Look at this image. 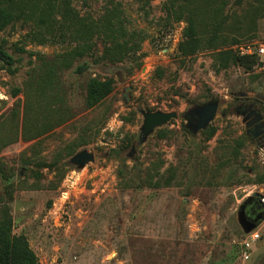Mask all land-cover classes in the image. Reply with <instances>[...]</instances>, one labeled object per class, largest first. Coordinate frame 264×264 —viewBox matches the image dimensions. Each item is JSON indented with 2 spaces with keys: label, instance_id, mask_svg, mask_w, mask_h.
I'll return each instance as SVG.
<instances>
[{
  "label": "rangeland",
  "instance_id": "obj_1",
  "mask_svg": "<svg viewBox=\"0 0 264 264\" xmlns=\"http://www.w3.org/2000/svg\"><path fill=\"white\" fill-rule=\"evenodd\" d=\"M107 1L72 0V5L81 15L98 17ZM114 1L123 8L127 27L144 31L147 38L135 56L119 62L100 58L102 44L97 42L92 55L60 72L69 119L38 138L18 139L0 148V168L11 169L14 182L9 203L12 232L26 236L38 264H264V218L254 229L260 237L248 259L241 254L236 220L246 198L264 193V182H256L264 177V135L259 142L250 139L235 111L239 101L253 102L264 118V58L251 73L236 66L217 72L210 51L179 56L184 23H174L169 31L162 28V0L151 1L147 17L133 0ZM28 29L17 23L0 31L17 61L15 73L0 68V117L17 109L20 126L29 73L38 70L40 57H54L68 47L31 43L24 37ZM258 30V37L241 45L264 43V19ZM91 78L110 79L112 90L87 107L86 84ZM211 100L218 101L209 124L216 131L205 139L201 130L192 133L187 128L186 116ZM156 110L178 115L140 142L141 112ZM161 128L170 131L169 136L159 138ZM126 137L132 140L124 153L126 178L134 167L146 171L158 160L163 161L160 173L169 167L175 170L170 186H123L118 177L121 162L110 151ZM238 138L244 141L240 155L218 177L227 181L223 176L233 170L234 178L224 184L207 183L221 145ZM79 142L85 144L67 155L66 146ZM83 149L94 158L80 168L70 159ZM55 159L58 170L38 165ZM196 165L206 168L193 177ZM37 171L39 181L34 177Z\"/></svg>",
  "mask_w": 264,
  "mask_h": 264
},
{
  "label": "trees",
  "instance_id": "obj_2",
  "mask_svg": "<svg viewBox=\"0 0 264 264\" xmlns=\"http://www.w3.org/2000/svg\"><path fill=\"white\" fill-rule=\"evenodd\" d=\"M133 1L147 17L151 11L152 0ZM160 9L162 14L158 22L165 31H169L174 23H184L177 44L179 56L186 58L202 51H210L212 66L217 72L236 66L246 73H251L263 62L256 54L238 53L235 47L258 37L259 24L264 19V0H162ZM17 23L29 28L24 37L31 43H61L67 44L68 47L54 57H40L38 70L29 73L21 126L17 109L0 117V148L18 139L28 141L38 138L69 119V108L64 101L60 72L70 69L76 59L92 55L97 42L102 44L100 58L119 62L126 57L135 56L141 50V43L147 38L144 31L127 27L128 19L124 10L120 3L114 0L107 1L103 13L98 17L81 15L72 5V0H0V31ZM23 49L19 47V51ZM33 54L35 53H31ZM0 62V68L9 73L17 71V61L12 53L8 52L6 40L3 38L0 39ZM77 68L78 71L81 70L80 66ZM155 73H158V70ZM111 90L110 79H89L86 84L85 105H97ZM11 94L17 96L18 90L14 89ZM215 131V126L208 125L201 133L205 139H209ZM169 132L161 128L157 136L164 138L169 136ZM131 143L132 140L126 137L123 144L110 151L112 156L121 162L118 177L123 180V186H170L175 178V170L169 167L165 170L167 175L160 173L159 168L163 161L158 160L146 171L134 167L132 175L126 178L129 173L126 165L128 157H125L124 153ZM83 144L85 142L67 145L66 154L70 155L77 146ZM221 146L220 158L212 167L211 180L207 181L209 184H224L234 178L233 170H230L223 176L227 181L218 179L222 171L232 164L231 160L240 155L244 141L238 138ZM38 165L52 170L59 169L57 159L50 163L41 161ZM203 168H206L205 165H196L193 177ZM8 171L11 169L6 165L0 168V264H38L37 255L26 236L12 232L9 203L13 200L14 182L12 174ZM34 174L35 179L39 181L40 173L37 171ZM62 175L60 174L61 177ZM256 182H264V177H259ZM238 232L242 238L243 232Z\"/></svg>",
  "mask_w": 264,
  "mask_h": 264
},
{
  "label": "water",
  "instance_id": "obj_3",
  "mask_svg": "<svg viewBox=\"0 0 264 264\" xmlns=\"http://www.w3.org/2000/svg\"><path fill=\"white\" fill-rule=\"evenodd\" d=\"M217 109H218L217 100H211L206 103L196 105L193 109L187 112V116H186L187 128L192 133H196L199 130L205 129L216 116ZM223 110L225 111V109ZM141 114L143 116V122L140 129L141 130V134L139 137L140 142L145 141L147 137L155 130V128H159L163 126L171 119L176 118L178 115L176 111H161V110L142 111ZM93 158H94L93 153L91 151L83 149L75 153L71 157L70 161L81 168L87 162L92 161ZM250 197H255L257 199V203L263 209V211L261 213V217H260L261 219L258 220L257 218H254L250 220L247 217L244 209V203L246 199L238 206V209L236 211V220L241 228V231L244 234L253 231L258 225L259 221L264 218V202H261V198L263 197V194L260 192H255Z\"/></svg>",
  "mask_w": 264,
  "mask_h": 264
},
{
  "label": "flooded vegetation",
  "instance_id": "obj_4",
  "mask_svg": "<svg viewBox=\"0 0 264 264\" xmlns=\"http://www.w3.org/2000/svg\"><path fill=\"white\" fill-rule=\"evenodd\" d=\"M245 99L244 94L241 95ZM235 111L238 115H241L245 123V132L252 139L259 141L260 137L264 135V118L261 115L260 111L256 108L253 102L239 101L235 107ZM226 112L223 110L222 113ZM248 123V125H247ZM244 209L247 217L252 220L257 218L261 219V213L263 209L257 203L255 197L246 198L244 203ZM261 221V220H260Z\"/></svg>",
  "mask_w": 264,
  "mask_h": 264
},
{
  "label": "built area",
  "instance_id": "obj_5",
  "mask_svg": "<svg viewBox=\"0 0 264 264\" xmlns=\"http://www.w3.org/2000/svg\"><path fill=\"white\" fill-rule=\"evenodd\" d=\"M238 53L240 54H256L260 59L264 58V43L246 44L238 46ZM261 202H264V193L261 198ZM244 234V233H243ZM259 233L257 230H253L239 240L238 244L241 247V254L244 259H248L253 244L259 239Z\"/></svg>",
  "mask_w": 264,
  "mask_h": 264
}]
</instances>
